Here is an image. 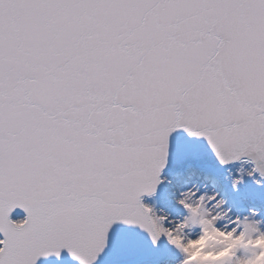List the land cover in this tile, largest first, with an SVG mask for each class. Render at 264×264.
<instances>
[{
  "label": "snow or ice",
  "instance_id": "6c2138e0",
  "mask_svg": "<svg viewBox=\"0 0 264 264\" xmlns=\"http://www.w3.org/2000/svg\"><path fill=\"white\" fill-rule=\"evenodd\" d=\"M65 254L264 264V0H0V264Z\"/></svg>",
  "mask_w": 264,
  "mask_h": 264
},
{
  "label": "water",
  "instance_id": "95a60500",
  "mask_svg": "<svg viewBox=\"0 0 264 264\" xmlns=\"http://www.w3.org/2000/svg\"><path fill=\"white\" fill-rule=\"evenodd\" d=\"M19 215H22L20 213ZM17 214H13V219H15ZM41 264H74V262L65 254L60 261H56L54 258L49 261H42Z\"/></svg>",
  "mask_w": 264,
  "mask_h": 264
},
{
  "label": "clouds",
  "instance_id": "9594fccd",
  "mask_svg": "<svg viewBox=\"0 0 264 264\" xmlns=\"http://www.w3.org/2000/svg\"><path fill=\"white\" fill-rule=\"evenodd\" d=\"M197 251H199V246H198V248H197Z\"/></svg>",
  "mask_w": 264,
  "mask_h": 264
}]
</instances>
